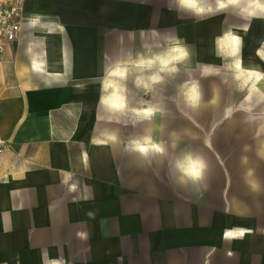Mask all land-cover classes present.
<instances>
[{
	"label": "crops",
	"instance_id": "crops-1",
	"mask_svg": "<svg viewBox=\"0 0 264 264\" xmlns=\"http://www.w3.org/2000/svg\"><path fill=\"white\" fill-rule=\"evenodd\" d=\"M161 2L25 1L36 24L0 53V264H264V158L222 156L182 183L176 131L142 134L163 155L119 143L107 79L132 56L120 44L187 37Z\"/></svg>",
	"mask_w": 264,
	"mask_h": 264
},
{
	"label": "rangeland",
	"instance_id": "rangeland-1",
	"mask_svg": "<svg viewBox=\"0 0 264 264\" xmlns=\"http://www.w3.org/2000/svg\"><path fill=\"white\" fill-rule=\"evenodd\" d=\"M172 1L161 3L171 6L166 9L170 10L168 13L180 28L187 29V37L180 36L182 33L178 31L177 39L189 51L187 59L173 60L168 66L176 67V72L168 68L161 72L160 65L155 63L150 69L140 66V59H162L177 44L176 39L154 42L146 38L147 34L140 36V40L135 36L134 42L121 43L119 49L131 51L132 56L113 58L114 65L124 70L123 76L109 75L107 79L111 82L110 92L123 100V123L128 133L120 139V145L131 149L138 143L143 144L142 134L160 126L161 135L176 131L183 137L177 139L178 146L200 155L209 164L222 161V156H225L224 162L238 161L243 156L263 159L264 80L260 77L264 75V18H249L236 8H228L210 18L199 19L178 11L176 0ZM165 12L162 10V14ZM227 31H236L243 37L242 61L254 64H234L236 57L241 59L239 48L233 53L223 41L220 44L215 41ZM161 32L163 35L169 31L162 29ZM116 45L113 42L114 53ZM154 75L160 80L152 81ZM185 83L200 85L202 100L196 109L184 104L182 85ZM146 109L150 114L144 113ZM117 123L113 124L115 136L118 130L123 132ZM138 131L140 138L136 137ZM164 136L159 140L167 141L168 137ZM113 139L117 141L116 137ZM217 149L221 150L219 156Z\"/></svg>",
	"mask_w": 264,
	"mask_h": 264
},
{
	"label": "clouds",
	"instance_id": "clouds-1",
	"mask_svg": "<svg viewBox=\"0 0 264 264\" xmlns=\"http://www.w3.org/2000/svg\"><path fill=\"white\" fill-rule=\"evenodd\" d=\"M243 4V7H242ZM177 10L180 12L190 13L191 16L199 19L210 18L228 8H236L238 12L246 13L249 18H264V15L258 16L257 13L264 14V0H176ZM36 24L35 17L28 20V26L34 27ZM247 31V29H245ZM177 44L173 46L167 55L162 59H140V66L146 69L153 67L154 63L160 65V71L163 72L165 68H168L170 72H176V67H168L173 60L181 61L187 59L189 56L188 47L180 39H176ZM217 43L223 41L230 47L235 53L239 48L241 52L240 64H242V46L243 37L239 36L232 31L222 32L220 36L215 38ZM142 57V56H139ZM138 57V58H139ZM112 77H121L124 75V70L121 66L117 65L110 73ZM264 80V75L260 77ZM152 81H159V76H152ZM184 91L182 92L184 104L190 108L196 109L199 107L202 100V93L200 85L193 83L191 85H182ZM238 91H246L245 89H238ZM117 107H123V100L116 96L113 98ZM154 114V113H153ZM137 150L140 154L147 158L150 156L163 155L165 153V146L163 143L153 142L151 139H145L143 146L138 145ZM175 170L179 173L181 182H191L192 184H198L204 179L207 171V162L200 156L191 152L185 153L175 160ZM251 170L248 171L247 176H252ZM68 183V182H67ZM253 189L258 188V184H252ZM77 185L75 183L69 185V191H75ZM233 234L229 232V236ZM236 238H242L244 231H237Z\"/></svg>",
	"mask_w": 264,
	"mask_h": 264
},
{
	"label": "built area",
	"instance_id": "built-area-1",
	"mask_svg": "<svg viewBox=\"0 0 264 264\" xmlns=\"http://www.w3.org/2000/svg\"><path fill=\"white\" fill-rule=\"evenodd\" d=\"M25 1L0 0V53L6 44L18 39L22 25L33 18L25 16Z\"/></svg>",
	"mask_w": 264,
	"mask_h": 264
},
{
	"label": "bare ground",
	"instance_id": "bare-ground-1",
	"mask_svg": "<svg viewBox=\"0 0 264 264\" xmlns=\"http://www.w3.org/2000/svg\"><path fill=\"white\" fill-rule=\"evenodd\" d=\"M250 62H248V64H249ZM251 63H253V62H251ZM253 67V66H252ZM254 67H257L256 65H254ZM238 69H241V68H238ZM255 73V72H254ZM258 77H259V74L257 75L256 74V78L258 79Z\"/></svg>",
	"mask_w": 264,
	"mask_h": 264
}]
</instances>
